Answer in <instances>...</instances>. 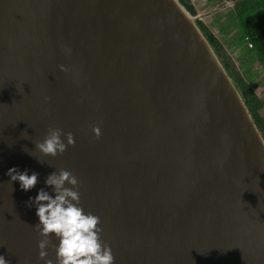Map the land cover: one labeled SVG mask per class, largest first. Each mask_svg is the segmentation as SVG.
Wrapping results in <instances>:
<instances>
[{
    "label": "water",
    "instance_id": "obj_1",
    "mask_svg": "<svg viewBox=\"0 0 264 264\" xmlns=\"http://www.w3.org/2000/svg\"><path fill=\"white\" fill-rule=\"evenodd\" d=\"M197 21L179 0H0V254L11 264H43L26 202L60 168L114 264H264V138ZM49 127L75 143L40 153ZM14 165L37 184L10 181Z\"/></svg>",
    "mask_w": 264,
    "mask_h": 264
},
{
    "label": "clouds",
    "instance_id": "obj_2",
    "mask_svg": "<svg viewBox=\"0 0 264 264\" xmlns=\"http://www.w3.org/2000/svg\"><path fill=\"white\" fill-rule=\"evenodd\" d=\"M58 67L61 71L65 70L64 65ZM93 133L99 136L98 126H93ZM74 143L70 131L49 127L43 139L35 142V148L45 156H56ZM5 175L10 181H17L20 189L28 191L37 184L39 174L14 165L6 170ZM43 183L45 187L37 189L35 196H29L26 202L29 207L35 208L37 222L33 227L42 237L37 241L38 259L43 264H54L48 258L47 248L50 237H55V264H114L111 246L100 238L99 216L85 211L80 204L77 177L60 168L48 173ZM0 264H11V261L0 254Z\"/></svg>",
    "mask_w": 264,
    "mask_h": 264
},
{
    "label": "trees",
    "instance_id": "obj_3",
    "mask_svg": "<svg viewBox=\"0 0 264 264\" xmlns=\"http://www.w3.org/2000/svg\"><path fill=\"white\" fill-rule=\"evenodd\" d=\"M180 3L195 15L194 7L188 0H179ZM233 2V14L236 20V31L251 46L256 61L264 70V0H227ZM197 25L203 35L219 57L223 67L241 93L245 104L264 138V114H259L263 105L253 88L243 79L227 55L222 43L215 37L206 25L200 20Z\"/></svg>",
    "mask_w": 264,
    "mask_h": 264
},
{
    "label": "crops",
    "instance_id": "obj_4",
    "mask_svg": "<svg viewBox=\"0 0 264 264\" xmlns=\"http://www.w3.org/2000/svg\"><path fill=\"white\" fill-rule=\"evenodd\" d=\"M216 1L217 0H201V2L208 9H213V10H207L205 14H202V20L204 21L201 22H203L204 25H206V27H208L210 31L215 35V37L222 43L226 54L228 53L230 54V51H232L235 48L234 45L236 43L235 41H237V36L235 35L234 31L231 30L232 28H235L236 30V20L233 14V10H220V8H225L224 7L226 6L225 4L218 6V8H216L217 10H214L215 8H213L211 5L214 4ZM222 1L227 3V0H222ZM195 12L196 14H198L197 11ZM202 13L204 12L202 11ZM232 20L234 21V23L232 22ZM229 26H230V30H229ZM252 57L254 61H256L253 54ZM248 64H247V68H248L247 73L252 79L246 80L242 76V74L241 73L240 74L243 77V79L253 88L254 92L260 99L263 105V109L260 111V114H264V70L261 68L260 64L257 61L251 64L252 67L248 66ZM253 75L257 77L256 80L253 79Z\"/></svg>",
    "mask_w": 264,
    "mask_h": 264
},
{
    "label": "rangeland",
    "instance_id": "obj_5",
    "mask_svg": "<svg viewBox=\"0 0 264 264\" xmlns=\"http://www.w3.org/2000/svg\"><path fill=\"white\" fill-rule=\"evenodd\" d=\"M194 7V10L197 11L198 14L195 15L197 17V20L200 21H204L202 20V14H205L207 12V10H213V9H208L202 2L201 0H188ZM225 4L226 6H224L225 8H220V10H233V2L231 1H227L223 2L222 0H217L214 4H212L211 6L213 8H215L214 10H217L216 8H218V6H221ZM202 11L204 13H202ZM209 12V11H208ZM232 22L234 23V21L232 20ZM229 30H230V26H229ZM232 31H234L235 35L237 36V41H235L236 43L235 48L230 51V54H226V52H224L228 59L231 61L232 66L238 70V72H240L242 74V76L246 79V80H251L252 78L248 75L247 71V64L248 66L252 67L251 64L256 61H254L252 54L253 51L251 49V47H249L248 44H246L244 42V39L237 33V31L235 30V28L231 29ZM251 58V59H250ZM245 71H243V70ZM242 70V71H241ZM253 79L256 80L257 77L255 75H253Z\"/></svg>",
    "mask_w": 264,
    "mask_h": 264
},
{
    "label": "built area",
    "instance_id": "obj_6",
    "mask_svg": "<svg viewBox=\"0 0 264 264\" xmlns=\"http://www.w3.org/2000/svg\"><path fill=\"white\" fill-rule=\"evenodd\" d=\"M250 46V45H249ZM251 47V46H250ZM260 114V113H259Z\"/></svg>",
    "mask_w": 264,
    "mask_h": 264
}]
</instances>
